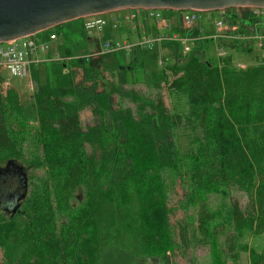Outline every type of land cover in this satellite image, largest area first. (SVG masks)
<instances>
[{"label": "trees", "instance_id": "obj_1", "mask_svg": "<svg viewBox=\"0 0 264 264\" xmlns=\"http://www.w3.org/2000/svg\"><path fill=\"white\" fill-rule=\"evenodd\" d=\"M239 12L236 18L233 8L216 11L227 17V25L238 26V33L252 17L250 10ZM145 26L143 21V33L149 35ZM70 28V22L60 24L42 37L59 34L63 47L57 51L68 58L44 62L51 81L38 83V70L29 68L35 83L33 119L19 112L16 91L0 89V162L12 165L0 174V264H148L152 259L166 264L167 253L187 246L192 233L214 247L213 235L224 225L216 224L205 197L231 187L246 203L242 208L231 200L222 209L227 232L220 243L234 262L245 254L248 264H264V248L234 242V235L244 231L264 232V62L238 70L228 54L202 61L197 51L208 49L211 39L186 43L190 51L161 42L174 47L168 46L167 58L152 72L135 57L123 66L118 53L124 50L111 52L120 67L109 90L100 44L80 30L86 48L93 50L74 55L64 46ZM173 31L186 30L177 25ZM188 32L197 35V24ZM215 44L234 48L226 41ZM147 78L146 90L134 89L147 85ZM161 89L168 98H185L186 117L164 105ZM65 96L75 102H66ZM84 111L91 122L82 126ZM185 120L200 135L179 156L174 132ZM25 126L34 129V137L27 146L32 151L21 154L15 149L24 138L14 132ZM23 164L35 165L42 175L27 180ZM15 166L26 179L24 191ZM175 185L182 190L175 208L184 217L175 223L176 232L169 223L174 208L168 206ZM80 192V200L75 199ZM10 194H23L14 213L1 209Z\"/></svg>", "mask_w": 264, "mask_h": 264}, {"label": "rangeland", "instance_id": "obj_2", "mask_svg": "<svg viewBox=\"0 0 264 264\" xmlns=\"http://www.w3.org/2000/svg\"><path fill=\"white\" fill-rule=\"evenodd\" d=\"M229 10V9H228ZM240 9L233 8L234 11V16L239 17ZM158 12H153L154 17L151 19H146V25L147 28L149 29L151 27V34L154 32L160 31L161 27V22L156 21L159 19H165V25L168 27V30L171 31L173 30V25L174 21L170 20L169 18H174L178 14L176 12H171L167 10H157ZM121 13L119 16L122 15H127L129 16L128 13H130L128 10L125 11H118V12H113V13H107L99 16H93V17H87L84 19L85 23L91 24L94 20L101 19V20H106L104 24L102 25L99 30L97 29H92L89 30L91 32L90 38H95L100 46L103 44L105 39L107 40H112L113 38L116 39L117 41L121 42L126 38L127 40L132 41L133 39L139 37L141 34H143V29L141 26V23L139 22L137 25V31L136 35H134L131 31L130 34L121 31H116L115 27L116 21L115 19L118 17L117 14ZM132 13V12H131ZM140 13V12H138ZM156 15L159 16L156 17ZM211 17V18H210ZM155 18V19H154ZM220 16L216 13H199V20H198V27L201 31V34L204 36H211L213 34V27H212V22L211 19L215 22L216 20H219ZM113 19V20H110ZM141 19V15L138 16V20ZM225 20H227V17H225ZM228 21V20H227ZM81 19L77 20H72L70 21L71 28L68 30L70 36L68 39V42L64 44L65 47H68L74 55H82L86 53L87 49L92 51V47L89 46L86 48L85 42L80 38V30L83 31V29L80 26ZM108 24V25H107ZM113 25V27L111 26ZM130 24L133 25L129 21H125L124 24L125 26L130 27ZM142 29V31L140 30ZM233 30V28H230ZM45 30L42 32H38L35 34L38 38H42L45 34L44 32L49 31ZM233 38V37H229ZM252 42L249 43L248 45H244L246 43L245 39L237 41L235 44H230L231 46H234V48H225L223 51H226V54H228L232 61L233 65L236 69L238 70H244L247 68L249 65H256L258 63H263L264 62V42H262L259 38L258 40L250 39ZM135 41V40H133ZM202 41V40H200ZM217 41H212L210 47L206 49L205 47L201 51H197L200 53V56L202 57V61H218L217 56H219V47L216 46ZM196 43V42H194ZM63 43L61 41H58L57 43L51 42L48 47L45 49V54H39L38 58H41L42 56L44 57L46 53L52 54L56 52V47L58 46V51H59V46L63 47ZM229 44V43H227ZM179 49H184L187 48L189 45H181L177 44ZM169 47H174L173 45L167 44V43H156L152 44L149 48L144 47L136 52L132 51H121L118 53V56L121 57L123 66H127L126 63L132 59V57H135L137 59H140L142 61V66L147 72H152L156 71L159 67L157 66L158 61L160 59H165L167 58V50ZM207 46V45H203ZM242 49H244L242 51ZM191 50V49H190ZM188 50V51H190ZM117 54L114 53H104L102 55V61H103V66L109 67L108 70L105 72V76L107 80L111 81L109 85L107 84V87H109V90H112V85L114 86L116 84L115 80V71L119 70L118 67H120L118 64H116L113 60L114 56ZM118 60V59H116ZM128 60V61H127ZM44 63H39L37 65H34V67L38 70V75H37V82L40 84H44L45 82L51 81V76H50V68L49 66H44ZM118 68V69H117ZM136 69V67H134ZM113 74V75H110ZM139 73L136 69V74ZM0 78L3 80L0 83V89L1 91H5L6 89L11 88L14 91H16L19 95V100H20V113H23L27 118L33 119L35 117V108H34V103L31 98V94L35 91V83L31 80V88L27 86V78L28 76H25L23 78H17V77H12L8 74V72L5 69L0 70ZM31 79V78H30ZM147 85L143 86L142 84H135L133 87L135 90H146L147 87L150 86V80L147 78L146 80ZM146 84V83H145ZM146 87V88H145ZM161 93L163 96V102L165 106H173L177 109V112L180 113L181 116L186 117L187 116V104L186 100L184 97L178 96V95H169V98L166 97L163 89H161ZM66 102L74 103L75 99L72 98L71 96H65L63 98ZM126 106L131 107L130 104L125 103ZM190 119V118H189ZM80 124L82 126H85L87 124H90L91 122V116L88 112L84 111L81 112L80 115ZM31 125V124H30ZM25 129L21 127H15L16 132L18 133V136L16 137L17 139L20 137H23L24 140L21 141V143L17 142V146L15 150H18L21 154H27L28 152H31V148L27 147L30 145L31 140L34 137V129L31 126H25ZM16 135V134H15ZM200 133L198 131H194L191 128L189 120H185L184 124L177 128L176 131L174 132V138H175V147H176V154L179 156L182 155L192 144L193 142V137L194 136H199ZM39 148L36 145V153ZM5 166V161L0 162V167L3 168ZM23 169L24 172L26 173L27 180H31L33 177L36 176H41L42 171L37 169L35 165H24L23 164ZM14 188V184L11 185L10 189ZM182 196V190L179 186L175 185L172 188L171 193L169 194V200H168V206L171 208H174V211L170 214L171 216L169 217V223L171 226H173L174 231L176 232V222H182L183 220V213L181 208H175L176 207V201L179 200ZM80 200L81 198V192L76 196L75 199ZM206 209L209 212H213L216 215V220L218 223L216 224H221L224 225L222 231L218 234L213 235V239L215 240L214 247L211 248L210 244L206 245L202 243L201 239L198 238L194 233H192L189 236V243L187 246H179L177 249H174L173 252L167 253L168 261L166 264H215L216 262H224L225 264H248L246 260V255L245 254H239L238 259L236 260L237 262L232 261L230 258L227 257V253L225 251V247H223L221 240L225 238L224 234L227 232V228L225 225L226 218L223 217L222 209H225L227 204L231 200H236L240 207H244L246 203V197L238 192L234 187L229 188L227 192L224 190L222 192H217L211 195H206ZM73 204L76 203V200L72 201ZM221 221V223H219ZM234 242L235 245L238 244H243L246 245L247 248L254 249L256 251L261 250L264 248V232L262 235H255L252 232L244 231L241 234H236L234 235ZM234 245V246H235ZM213 249V251H212ZM1 257V255H0ZM1 262V258H0ZM148 264H159L156 259H152L151 262ZM164 264V263H160Z\"/></svg>", "mask_w": 264, "mask_h": 264}, {"label": "built area", "instance_id": "obj_3", "mask_svg": "<svg viewBox=\"0 0 264 264\" xmlns=\"http://www.w3.org/2000/svg\"><path fill=\"white\" fill-rule=\"evenodd\" d=\"M251 11L252 17L249 18L248 24H246L247 29H244L242 32H236L238 26L227 25L225 21V16H221L219 20L215 22L211 19L213 34L209 37L201 34V31L198 27V34L192 36L188 31L198 23L199 13L194 11H183L176 12L178 15L170 20L174 21L173 28L177 25L181 26L182 30H186L185 33L182 32H174L173 30L169 31L168 27L165 25V19H159L156 21L161 22L160 31L155 32L154 34H141L139 37L133 39L135 41H130L124 39L119 42L117 40H106L101 45V53H109L113 51L124 50L127 51L130 48H144L150 47L152 44L161 43V42H172L175 44L186 45L188 42H194L197 40L211 39L212 41H226L229 44H235L237 41L245 39L246 43L244 45H248L252 41L250 39L258 40V38L264 42V8H242ZM130 13L129 16H118L115 21L118 26L119 23H123L125 21H134L138 19V12L143 13L141 16L142 20L151 19L154 17L153 12L151 10H128ZM132 12V13H131ZM211 18V17H210ZM84 19H81L80 26L83 31L90 37L91 32L89 30L97 29L99 30L106 20L97 19L94 20L91 24L85 23ZM155 19V18H154ZM113 20V19H110ZM114 21V20H113ZM147 21V20H146ZM108 25V24H107ZM113 27V25L111 24ZM116 26V27H117ZM198 26V24H197ZM53 28V27H52ZM114 28V27H113ZM230 28H233L231 30ZM59 34L52 32L47 36L45 41H42V38H38L35 34L31 36H26L20 39L12 40L7 43L0 44V70L5 69L8 74L12 77L23 78L28 76L27 78V86L31 88V80L29 78V68L31 65H37L39 63L44 62H63L67 61L68 58L61 56L56 47V52L46 55L41 58H38L39 54H45L46 47L49 46L51 42H58ZM233 37V38H229ZM187 46V45H186ZM184 50H188L184 48ZM226 55V51H223V48L219 49V56L222 57ZM161 60L158 61L157 64H160Z\"/></svg>", "mask_w": 264, "mask_h": 264}, {"label": "water", "instance_id": "obj_4", "mask_svg": "<svg viewBox=\"0 0 264 264\" xmlns=\"http://www.w3.org/2000/svg\"><path fill=\"white\" fill-rule=\"evenodd\" d=\"M230 8H264V0H0V44L31 36L72 20L125 10L220 12ZM7 163L2 169L11 167ZM1 170V169H0ZM23 191L22 169L13 168ZM23 194H10L1 209L14 213Z\"/></svg>", "mask_w": 264, "mask_h": 264}, {"label": "crops", "instance_id": "obj_5", "mask_svg": "<svg viewBox=\"0 0 264 264\" xmlns=\"http://www.w3.org/2000/svg\"><path fill=\"white\" fill-rule=\"evenodd\" d=\"M121 13H119V14H117V16H119ZM138 15H141V16H143V13H138ZM136 21V24L138 25V23L140 22L141 23V26H142V23H143V21H145L146 22V20H142V19H140V20H135ZM132 23L133 24V21H129V23ZM125 22H123L122 24H124ZM121 23H119L118 24V26H123V27H125L126 28V30L125 31H123L124 32V34H125V32H127V33H129L130 34V31L131 32H133L134 31V29H136V31H137V25H131L130 24V27H128V26H125V25H122ZM147 26V25H146ZM145 26V28H147ZM142 29H143V27H142ZM142 29L140 30V31H142ZM149 30H150V32H149V34H151V27L149 28ZM114 39V38H113ZM124 39H126V38H124ZM114 40H116V39H114Z\"/></svg>", "mask_w": 264, "mask_h": 264}, {"label": "flooded vegetation", "instance_id": "obj_6", "mask_svg": "<svg viewBox=\"0 0 264 264\" xmlns=\"http://www.w3.org/2000/svg\"><path fill=\"white\" fill-rule=\"evenodd\" d=\"M59 26V25H58ZM6 170V169H5ZM5 170H0V174L2 175Z\"/></svg>", "mask_w": 264, "mask_h": 264}]
</instances>
